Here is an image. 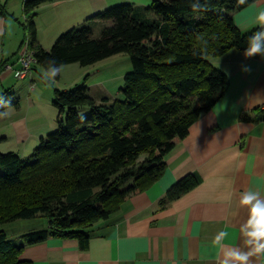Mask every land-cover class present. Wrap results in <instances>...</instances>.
<instances>
[{"label": "trees", "instance_id": "1", "mask_svg": "<svg viewBox=\"0 0 264 264\" xmlns=\"http://www.w3.org/2000/svg\"><path fill=\"white\" fill-rule=\"evenodd\" d=\"M55 1L23 3L25 39L35 52V66L58 80L63 66L94 65L126 53L133 71L120 90L124 100L105 98L98 104L84 85L56 89L59 129L42 137L27 159L0 152V225L36 218L50 225L26 235L20 246L0 230V264H32L20 259L23 250L50 238L77 240L87 249L94 225L156 184L166 173L165 157L226 95L230 78L210 59L232 49L254 57L264 49V27L243 34L234 19L257 0H152L147 7L123 3L108 8L88 20L109 25L98 38L90 26H77L47 51L38 42L36 11ZM19 106L15 91L0 94V114ZM84 107L91 113L82 118ZM240 120L264 122V110L244 112ZM198 185L195 175L183 177L160 205Z\"/></svg>", "mask_w": 264, "mask_h": 264}, {"label": "crops", "instance_id": "2", "mask_svg": "<svg viewBox=\"0 0 264 264\" xmlns=\"http://www.w3.org/2000/svg\"><path fill=\"white\" fill-rule=\"evenodd\" d=\"M24 1L0 0V62L17 61L25 39ZM123 3L147 7L152 0H57L44 5L36 11L38 42L49 51L40 36L43 28L47 27L48 35L55 39L64 33L60 34L61 28H67L66 32L85 23L98 24L88 20ZM44 13L45 18L39 21ZM234 19L243 34L264 27V0L236 13ZM232 50L229 54L234 60L223 68L230 78L226 95L165 157V175L149 190L125 201L109 220L96 223L90 230L87 249H82L77 240L50 238L25 248L21 253L24 261L264 264V122L240 120L244 112L252 115L264 110V49L254 57ZM58 74L60 81L62 74ZM29 78L35 83L30 74L22 81ZM16 80L13 73L1 75L0 94L8 89L16 93ZM29 88V108L24 109L21 100L19 108L0 114V152L12 151L22 158L28 157L25 155L39 145L43 135L56 127V122L48 119L49 112L48 116L39 113L34 117L27 111L38 106L35 94L39 86ZM189 174L196 176L199 185L181 198L160 205L167 191Z\"/></svg>", "mask_w": 264, "mask_h": 264}, {"label": "rangeland", "instance_id": "3", "mask_svg": "<svg viewBox=\"0 0 264 264\" xmlns=\"http://www.w3.org/2000/svg\"><path fill=\"white\" fill-rule=\"evenodd\" d=\"M145 5L147 4L145 3ZM45 16H46L45 13L41 15L39 21H42L45 18ZM83 25L90 26L93 29L96 38H98L101 35V32L106 26H109V25L103 26V24L100 22H98V24L85 23ZM46 28L47 27H45V30L44 28L41 30L40 36L44 40V43L47 44L48 46L47 49L50 50L58 35H56L55 39H53L50 35H48L50 33L46 30ZM66 29L61 28L60 34L62 32H65ZM58 32L59 31H57V34ZM230 51H234V50H230ZM230 51L223 56L210 59V62L215 68L223 71V68L226 69L228 63L234 60V57L231 56V54H229ZM35 67L33 66L32 71L30 73L31 77L35 80V83H31L30 78L25 81L17 79L15 81V90H16V95L20 98V103L22 100L23 108L26 109L29 108V102L28 99H26V97L30 94L29 87L32 85L39 86V91L37 92V94H35V98L36 99L38 98L37 99L38 106L36 105L37 106L36 109L33 110L28 109L27 111L29 113L31 112V115L34 117L39 116V113H46L47 116L50 113L48 119H50L51 121L53 119L54 123L56 122L55 129L54 130L49 129V131H47L43 135V137H46L48 134L57 131L60 126L56 121V117L58 116L59 118V111L53 105V101L55 99L54 93L57 88L58 90L61 91H70V90H75L77 87H81L84 85L88 87L90 97L94 99L95 102L98 104L102 103L105 98H108L111 101L116 99L124 100V96L120 92V90L125 86L126 75L133 71L131 58L126 53L112 56L94 65L81 66L80 64H71V65L63 66L60 69L61 71L59 70L62 74V78L60 81L55 80L52 76H50L45 68L37 65ZM42 91H43L42 95L44 96L43 99L41 98L40 95ZM90 113L91 110L88 107L79 109V115L82 118L89 116ZM64 119H65V115H64ZM62 128L65 129V125H62ZM38 146L39 145H37L35 149ZM35 149L33 147V149H31V151L27 153L28 155H25V157L26 156L28 157L24 159L29 158L33 154ZM49 228H50L49 221L45 218H36L31 220H17L14 222H8L0 225V230H3L6 233L9 240H12L18 246L25 245L26 235L44 230H49ZM27 247L29 246H26V249ZM27 258H31V257H27ZM20 259L23 261L25 258L24 256L21 255Z\"/></svg>", "mask_w": 264, "mask_h": 264}, {"label": "built area", "instance_id": "4", "mask_svg": "<svg viewBox=\"0 0 264 264\" xmlns=\"http://www.w3.org/2000/svg\"><path fill=\"white\" fill-rule=\"evenodd\" d=\"M35 64V52L30 48L28 39H25L19 50L17 61L15 63L7 62L3 64L0 70V77L5 73H13L16 79L22 80L31 73ZM16 65H19V67L16 68Z\"/></svg>", "mask_w": 264, "mask_h": 264}]
</instances>
